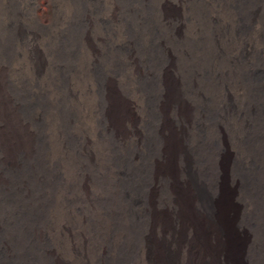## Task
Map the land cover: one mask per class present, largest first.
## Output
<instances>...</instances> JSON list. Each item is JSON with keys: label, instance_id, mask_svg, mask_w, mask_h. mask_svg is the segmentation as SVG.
<instances>
[{"label": "bare ground", "instance_id": "obj_1", "mask_svg": "<svg viewBox=\"0 0 264 264\" xmlns=\"http://www.w3.org/2000/svg\"><path fill=\"white\" fill-rule=\"evenodd\" d=\"M17 3L0 264H264V0Z\"/></svg>", "mask_w": 264, "mask_h": 264}, {"label": "rangeland", "instance_id": "obj_2", "mask_svg": "<svg viewBox=\"0 0 264 264\" xmlns=\"http://www.w3.org/2000/svg\"><path fill=\"white\" fill-rule=\"evenodd\" d=\"M16 1V3L20 6L21 4L23 5V2H24V0H15ZM21 1V2H20ZM24 6V5H23ZM45 24V25H44ZM42 25H44V27H45V29H46V31H47V33H50V29H49V25H48V22H45V21H43L42 22Z\"/></svg>", "mask_w": 264, "mask_h": 264}]
</instances>
